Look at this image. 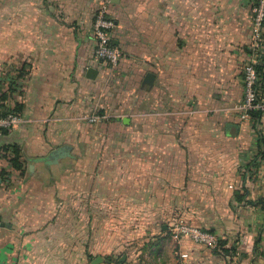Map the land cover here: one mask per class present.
Returning a JSON list of instances; mask_svg holds the SVG:
<instances>
[{
  "label": "crops",
  "instance_id": "1",
  "mask_svg": "<svg viewBox=\"0 0 264 264\" xmlns=\"http://www.w3.org/2000/svg\"><path fill=\"white\" fill-rule=\"evenodd\" d=\"M113 1L0 0V114L23 118L0 135V264H137L124 243L180 221L229 251L183 237L177 262L264 264V114L240 109L253 55L264 99L253 0ZM102 7L117 66L94 57Z\"/></svg>",
  "mask_w": 264,
  "mask_h": 264
},
{
  "label": "built area",
  "instance_id": "2",
  "mask_svg": "<svg viewBox=\"0 0 264 264\" xmlns=\"http://www.w3.org/2000/svg\"><path fill=\"white\" fill-rule=\"evenodd\" d=\"M116 27L115 20L109 17L105 7L98 9L93 21V34L96 40L94 57L96 61H105L112 66H117L121 60V52L114 46L112 32ZM264 27V0H253L252 5V29L255 40L261 37ZM257 63L256 56L244 67V102L241 104L242 118L248 119L249 112L261 111L264 114V99L258 93L257 85L259 75L255 68ZM101 119H107L106 116H91V122H98ZM23 121L19 113L8 112L0 114V135L4 131L10 130ZM171 236L178 240L182 237L191 239L193 242L205 245L210 249L220 248L219 237L207 230H203L195 225L180 221L170 228Z\"/></svg>",
  "mask_w": 264,
  "mask_h": 264
},
{
  "label": "rangeland",
  "instance_id": "3",
  "mask_svg": "<svg viewBox=\"0 0 264 264\" xmlns=\"http://www.w3.org/2000/svg\"><path fill=\"white\" fill-rule=\"evenodd\" d=\"M132 229L135 230V227H132L130 222H128V224H125L124 231L125 233L128 231L127 234L129 235V237H131L130 231ZM75 230L79 232V234L77 233L76 235L78 240H81V243L78 244V246L83 249L84 228L76 227ZM151 235L154 236L153 239H151ZM139 238L140 240L138 242L124 243L123 249V253L132 256L133 258L141 259V261L137 264H183L177 262L174 258V255L176 254V252L178 253L180 249L178 247L179 244L177 243L179 239H174L171 236L170 230L168 235H162V233H160V229H156L155 231H147V228L140 229ZM188 240L192 241L191 239ZM196 245L201 244L196 243ZM202 246L206 247L205 245ZM92 260L93 259L86 260L85 264H91ZM119 263L122 264L121 260H119ZM114 264H118V262L114 261Z\"/></svg>",
  "mask_w": 264,
  "mask_h": 264
},
{
  "label": "water",
  "instance_id": "4",
  "mask_svg": "<svg viewBox=\"0 0 264 264\" xmlns=\"http://www.w3.org/2000/svg\"><path fill=\"white\" fill-rule=\"evenodd\" d=\"M113 2L118 3L119 0H114ZM97 69L90 68L88 70V76L92 79L97 76ZM71 146L63 145L55 150H53L48 156L37 159L38 162H43L47 165L58 164L59 161L63 158L71 156ZM103 262V258L101 256H97L95 259L91 261V264H100Z\"/></svg>",
  "mask_w": 264,
  "mask_h": 264
},
{
  "label": "trees",
  "instance_id": "5",
  "mask_svg": "<svg viewBox=\"0 0 264 264\" xmlns=\"http://www.w3.org/2000/svg\"><path fill=\"white\" fill-rule=\"evenodd\" d=\"M255 68L257 70V73L261 70V67H260V65L258 63H256ZM257 87H258V85H257ZM262 115H263V113L261 111H251V112H249V118L253 119L255 124L259 123L261 121ZM258 135H259V147L262 149V147L264 146V136L260 133V131L258 132ZM18 154H19L18 149L15 148V155H18ZM259 154L264 158V152L262 150L259 152ZM12 161H13L14 165L16 166L17 165L16 164L17 163V158H13ZM203 230H207V229H203ZM207 231H210V230H207ZM210 232H212V231H210ZM224 246H225V242H222L220 240V248L219 249H210V248L209 249L214 254L224 255L226 252L229 251V249L224 248ZM222 252H224V253H222Z\"/></svg>",
  "mask_w": 264,
  "mask_h": 264
}]
</instances>
